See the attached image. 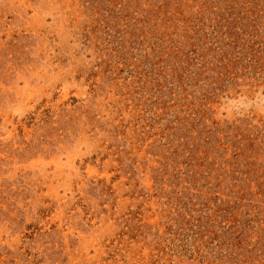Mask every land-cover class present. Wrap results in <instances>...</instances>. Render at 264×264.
I'll use <instances>...</instances> for the list:
<instances>
[{"label": "rangeland", "instance_id": "obj_1", "mask_svg": "<svg viewBox=\"0 0 264 264\" xmlns=\"http://www.w3.org/2000/svg\"><path fill=\"white\" fill-rule=\"evenodd\" d=\"M0 264H264V0H0Z\"/></svg>", "mask_w": 264, "mask_h": 264}]
</instances>
